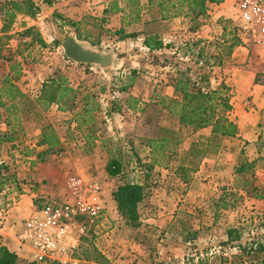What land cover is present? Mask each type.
<instances>
[{
    "label": "rangeland",
    "instance_id": "374dc122",
    "mask_svg": "<svg viewBox=\"0 0 264 264\" xmlns=\"http://www.w3.org/2000/svg\"><path fill=\"white\" fill-rule=\"evenodd\" d=\"M236 1L234 0L233 5L235 9ZM3 2L1 0L0 5ZM144 15H146L144 25L125 30L130 32L128 35L135 37L124 39L118 31L107 30L98 19L83 20L75 27H72L74 23L72 20L65 19L63 22L58 17H51L42 26L34 27L29 26V22L14 21L0 46V84L7 77L15 81L18 79L17 87L30 101L18 104L19 111L12 110L7 113L1 110L3 123L0 132L5 134L4 131L8 129L6 126L10 122L14 129L10 128L7 132L14 130L17 137L14 143H3L0 146V159L4 161L0 165V179L5 183L4 187H1V192L3 191L6 197L4 207L13 208V204L26 194L35 197V205L39 211L49 203L63 202V197L67 196L64 193L66 182L70 176L79 172L75 166L78 164V167L82 168L79 173L89 178L83 169L96 166L97 161H93L92 157H95V149L100 145L102 151L98 154L100 157L98 162L101 165L105 163L106 174L110 159L120 160L124 168V175L119 178H110L108 174L106 178H100L104 189L108 190L106 196L114 193L120 185L129 182L144 185L146 197L139 207L140 222L135 226L129 225L119 213V218L117 216L115 218L105 210L103 223L96 233L91 232L86 241L81 240L74 255L75 264H117L116 255L119 248H123L121 240H117L118 236L126 239L135 237L140 240L146 236L143 233H151L153 229H157V235L155 234L156 237L151 235V239L157 241V245L152 244L153 246L147 249L148 262L151 264H245L252 259V255L242 253L238 246H245L257 240L264 242V127L253 135L257 140L252 144L247 138H239L230 141V145H226L219 154L218 137L212 138L209 143L207 137L202 136L200 141L204 146L209 144L210 155L221 160V171L217 173L222 175V171L227 168L224 179L221 176L220 183L216 181L211 188L205 190V199L209 200L210 204L206 212L212 217V210L220 206L218 219L198 222L195 216L194 219L190 218L192 215L182 207L183 203L180 205L181 210L176 212L177 204L187 198V192L185 187L174 181L173 185L178 187V195L174 207H170V216L175 218L171 220L172 222L170 220L166 223L161 222L164 217L160 218L159 209L149 205V202L157 197V194H161L157 193V189L161 185L160 181L164 180L163 175L157 173V120L166 117L168 113L162 115L157 112V103L160 102L157 95V53L149 54L143 47L145 36L157 33V8L152 11L145 10ZM136 17L134 13L131 19L135 20ZM235 18V21L240 23L237 20V10ZM208 22L209 20L205 25ZM191 26L190 20L187 26L178 24V28L189 29L188 33L185 30H178V43L191 39L189 38V34H193L190 32ZM165 30L169 32L171 28L167 27ZM211 30L213 31L211 40H205L210 44L204 49L206 55L210 57L212 85L218 89L224 85L219 83L221 74L219 69L223 65L219 66L216 63L220 53L216 48V42L222 34L220 36L217 34L216 27ZM71 34H80L82 40L92 45L97 44L95 47L105 52L117 50L123 41L128 46H122L120 51H115L118 58L116 69L111 73H103L94 66L77 65L64 56L62 45L58 46V42L63 43ZM60 76L67 78L74 89H79L77 107L73 113L67 112L70 113L68 119H62L59 113L54 114L49 110L43 112L34 102L43 84L51 78ZM129 78L134 81V86L128 89V93L121 94L119 91L122 86L131 82ZM43 81L45 82L42 84ZM87 94L94 95L90 107L97 110L92 113L93 121L88 126L79 128L74 116L82 112L84 106L80 100ZM128 97L140 101L142 103L140 107L144 109L139 121L141 125L143 123L145 125L141 138H137L131 130L120 132L116 128L114 118L109 119L106 115V109L112 107V102L125 105ZM137 117L138 112L136 114L132 112L128 118L134 121ZM49 125L54 128L65 150L62 154L49 155L45 163H39L37 156L45 151V148L38 147L41 131ZM208 131H211V128H208ZM181 133L182 136H188L191 132L184 129ZM230 149L231 155L228 154ZM55 158L57 159L54 161ZM200 160L201 158H195L190 153L180 159L189 170L190 184L195 182L196 174L193 170L199 168ZM244 160L254 163L253 169L246 176L253 184L245 191L238 187L239 181L235 180L236 169ZM54 162L58 163L53 165ZM45 165L50 168H46ZM58 166L63 167V170H59ZM252 174L254 179L250 177ZM55 180L58 184H54ZM253 187H256L258 192L253 190ZM59 188L62 189V193L59 192ZM255 193L258 198L255 197ZM53 195L57 197H52ZM224 195L225 203H233V207L227 211L221 209ZM155 216L157 226L147 224L146 221L150 220L148 217L156 220ZM231 229L238 231L241 240L228 241V231ZM99 255L106 262L99 261L101 258ZM21 260V264H36L29 257Z\"/></svg>",
    "mask_w": 264,
    "mask_h": 264
},
{
    "label": "crops",
    "instance_id": "0c3cea01",
    "mask_svg": "<svg viewBox=\"0 0 264 264\" xmlns=\"http://www.w3.org/2000/svg\"><path fill=\"white\" fill-rule=\"evenodd\" d=\"M139 1V8L141 11H149V0ZM35 2L40 5L42 9V14L37 17V21L36 18H30L25 16L23 13L17 14L16 21L25 23L29 22V26L31 27L42 26L44 23H46V21H48V19L56 14L62 19L63 22H65V19H70L77 26H79L83 20L94 21L95 19H98L99 22L104 24L107 30H114L116 32L122 28L126 30L127 28L144 25L146 22L144 19V16H146L144 15V11H139L141 12V17L138 22H134V19H131L134 14L132 13L133 9L128 6L129 0H35ZM113 2H118L120 5L119 7L122 10L120 12L117 11L105 14L106 11L111 8L110 6ZM233 5L234 0H223V3L220 5H210V18L208 24L203 26L197 33L189 34V38L193 40H211V33L213 32L211 29H214L215 27L217 34L220 36L222 34V28L219 26V21L221 19L236 20V9ZM178 24L180 26H187L188 19L180 17L162 21L160 16V8L157 7V34L162 36L165 46L174 44V46L177 48L178 30H185L186 33H188V28H178ZM167 27L171 28V31L167 32V30H165ZM129 33L130 32L126 31V34ZM125 45L126 43L123 41L118 45L119 47L117 50L112 51L116 54L115 51H120V48ZM163 54H171V52H167L165 50L157 52V56H162ZM219 70L221 72L219 83H223L229 88L230 104L233 107L232 112L229 114V118L231 121L237 124L239 128V134L235 138L223 140L221 137H218V154L223 151V148L226 145H230V141H236V139L239 138H247L252 144L257 140L253 138V135H255L261 129V127H264V47L255 45L254 43L250 42L246 36H244V45L236 48L231 59L226 62ZM169 73L170 68L162 67L160 65L157 66V95L175 98L176 92L170 83L172 75ZM45 81H43L42 84ZM49 112L54 114L59 113V115L62 116V119H68L70 116V113L59 112L57 106H53ZM157 112L162 115L168 113L166 117L162 118L161 120H157V173L159 175L162 174L164 180L163 182L160 181L161 185L157 189V193L161 192V194H157V197L151 199L149 205L155 206V209H159L158 213L160 218L164 217L161 222L166 223L168 220L171 221L174 219L175 216H170V207H174V202H176L178 195V187L173 185L175 184L174 181H176V184H180L185 187L187 192V198L180 200V202L177 204L176 212L181 210L180 205L183 203L182 207L192 215L190 218L194 219L193 216H195L199 220L198 222L201 223L206 222V219L207 221L208 219L216 220L215 213L217 215L219 212L217 209L218 206L216 205L217 207L214 209L215 212L212 210V217L208 215L206 210H208L210 204L209 200L205 199V190L211 188L216 181L220 183L221 176H223L222 178L224 179V174L226 173L227 168H225L224 172L222 171V175H219L217 172L221 171V160L219 157L211 156L209 153L205 158L200 160V166L195 172V182L194 184H190V180L188 181V176H185L187 177V183H185L183 180L182 167H186L181 163L180 159L182 156H187L190 153V150L195 143L200 145L201 148L206 149L207 145L203 146L204 143H201L202 136L207 137V142L209 139H216L217 137H211V131H208V129L195 132L189 127L180 126L178 124L177 118L170 115L167 110L163 109L159 105V103H157ZM131 114L132 111L123 106L122 111L113 116V120L116 121V128L120 132L131 130L133 134L135 133L137 138H141L143 136L141 132L142 130H145L144 123L142 125L139 123L142 113L138 112V117L134 121L128 118ZM51 123L54 125L53 121ZM4 126L6 125L4 124ZM184 129L189 130L191 132L190 135L182 136L181 131ZM2 131H4V129H2ZM7 131L8 129H6L4 132L6 133ZM132 136L135 138L134 135ZM3 149H5V147H3ZM101 151L102 150L99 145L97 149H95V157H92L93 161H97V164L95 163L96 166H91L87 170H83L86 176L89 178L94 177L98 179L103 187V183L100 178H106L107 174L104 168L105 163H102L101 165L98 162L100 159L98 154ZM149 151L151 152V149H149ZM228 154H232L231 149L228 151ZM56 159L57 158L53 160L55 161ZM1 160L2 159H0V165L4 163V161ZM165 161L167 163H164ZM57 163L54 162L53 165ZM45 167L50 168L48 165H45ZM58 168L61 171L63 170V167L58 166ZM75 169L80 172L82 168L78 167L77 164ZM79 172L77 174H73L72 176H83V174ZM95 175H98V177ZM72 176H70L69 179ZM171 177H173V179ZM68 181L64 187V193L67 195L63 197L64 200L68 198ZM164 181L166 183H164ZM54 184H58L57 180L54 181ZM59 189V192L62 193V189ZM56 194L58 195V193ZM107 194L108 190L104 189L102 196L104 209L108 210V212H110L112 216H115V218L116 216L119 218L115 202L113 200V193L106 196ZM52 197L57 196L53 195ZM34 198L35 197L29 196L27 194L22 195L18 199V202L13 204V208H5L4 205L6 202V197L4 196L3 191H0V245L7 247L11 252L17 254L21 259L27 257L32 258V260L34 259L33 252L26 247H22L17 237L23 228L24 221L35 216V214L39 211L38 207L35 205ZM114 209L116 215H114ZM148 218L150 220L146 221L147 224H155L157 226V216H155L156 220H152L151 217ZM149 229H152V227H149ZM152 231L153 232L147 234L143 233L149 237L147 238L145 236L140 240H137L135 237L126 239L123 238V236H118L119 239L117 240H121L123 243V248H119L116 255L118 257L116 261L117 264H151L148 262L149 256L147 255V249L152 247V244L157 245V241L151 239V235L156 237L157 229H153ZM125 239L127 242L124 241Z\"/></svg>",
    "mask_w": 264,
    "mask_h": 264
},
{
    "label": "trees",
    "instance_id": "16d2710c",
    "mask_svg": "<svg viewBox=\"0 0 264 264\" xmlns=\"http://www.w3.org/2000/svg\"><path fill=\"white\" fill-rule=\"evenodd\" d=\"M222 3L223 0H149L148 10L152 11L154 8H160L162 21L180 17L188 19L192 23L190 32L197 33L210 18L209 6L220 5ZM139 4V0H129L128 6L133 9L132 13L137 15L134 22H138L140 19L139 11L141 9L139 8ZM119 6L118 2H113L111 8L105 14L120 12L122 9ZM135 6L136 9L134 10ZM19 13H23L30 18H37L42 14V9L35 0L4 1L0 5V19L3 23L4 33L8 32ZM53 17L60 19L56 14ZM219 25L222 28V35L216 42V48L220 51L219 57L217 58L218 62L216 63L222 66L231 59L236 48L244 45V30L242 24L231 19H221ZM75 26L77 25L72 23V27ZM118 33L121 34L122 39L135 37V35L126 34L124 28L119 30ZM78 35L79 39L82 40L80 34ZM177 44V48L174 44L165 46L162 36L157 33L145 36L143 42V47L146 48L149 54H154L162 50L171 52V54L157 56V66L160 65L170 68L169 74L172 75L170 83L175 89L176 97L168 98L159 96V105L167 110L170 115L176 117L180 126L189 127L195 132L211 128V137H221L222 140L237 137L239 128L229 118V114L233 110L230 104L229 88L226 85H222L220 88L215 89L212 85L213 77L209 60L210 57L206 55L204 49L210 43L203 39H189ZM61 45L62 42L59 41L58 46ZM93 45L95 46L97 44L93 43ZM15 79H17V76ZM129 79L131 80V78ZM16 81L11 77H7L0 84V127L3 123L1 110L7 113H10L12 110L19 111L18 104L30 101L29 97L17 87ZM133 86L134 81L131 80L129 84H124L119 92L126 94L128 93V89ZM93 96L87 94L80 100V103H83L84 106L83 110L74 116V121L78 124L79 128L88 126L94 119L92 113L97 109L95 110L90 107L94 99ZM78 97L79 89H74L67 78L60 76L47 80L34 102L43 112H47L53 106H57L61 113H73L77 107ZM111 104L112 107L106 109V115L109 119H113L114 114L120 113L123 106L132 112L143 113L144 111L140 107L142 103L133 97H128L125 105H121L120 102L117 104L112 102ZM7 127L8 129L13 128L10 122L7 124ZM13 131L5 134L0 132V146L3 143H14L17 140ZM20 131L22 132L21 127ZM41 132L38 147L45 148V151L39 153L37 158L39 163H45L47 156L62 154L65 149L64 144L52 126H45ZM211 141L212 138L208 140L209 143ZM207 154H209V144H207L206 149H203L195 143L190 150V155L195 158L203 159ZM253 167V162L244 160L236 169L235 180L237 179L239 184L242 182V185L240 186L238 184V187L242 188L243 191L253 184L252 181L246 179V176L249 175L248 172ZM123 169L122 162L113 158L109 160L106 171L110 178L115 179L124 175ZM182 170L183 180L187 183V177L185 176H188V169L182 167ZM193 171L196 172L197 169ZM250 177L254 179V174L250 175ZM4 184L0 179V191L2 190L1 187H4ZM253 190L258 192L256 187H253ZM145 197L144 185L129 182L120 185L113 193V200L119 215L132 226L138 225L140 222L139 207L145 200ZM225 197L226 195H224L221 201L223 203L221 209L227 211L233 207V203H225ZM255 197L258 198L259 196L255 193ZM217 209L219 211L220 206ZM216 218H218V215H216ZM228 236L229 242L241 240V236L237 230H229ZM87 239L88 237L82 238L83 241ZM238 247L242 253L252 255V259L245 264H264V242L257 240L247 243L245 246L239 245ZM99 256L101 257V255ZM99 261L106 262L102 257ZM21 263L22 260L17 254L11 252L7 247L0 245V264Z\"/></svg>",
    "mask_w": 264,
    "mask_h": 264
},
{
    "label": "built area",
    "instance_id": "2783aa9c",
    "mask_svg": "<svg viewBox=\"0 0 264 264\" xmlns=\"http://www.w3.org/2000/svg\"><path fill=\"white\" fill-rule=\"evenodd\" d=\"M236 10L244 36L264 47V0H237ZM5 36L0 19V46ZM67 189V199L45 205L24 221L17 236L20 245L33 252L36 264H75L82 238L96 233L103 223V187L98 179L75 175Z\"/></svg>",
    "mask_w": 264,
    "mask_h": 264
},
{
    "label": "water",
    "instance_id": "95a60500",
    "mask_svg": "<svg viewBox=\"0 0 264 264\" xmlns=\"http://www.w3.org/2000/svg\"><path fill=\"white\" fill-rule=\"evenodd\" d=\"M64 56L77 65L94 66L103 73L116 69L118 58L113 51H102L94 45L79 39L77 34L69 35L62 43Z\"/></svg>",
    "mask_w": 264,
    "mask_h": 264
}]
</instances>
